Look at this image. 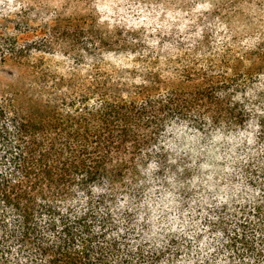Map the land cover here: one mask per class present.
Returning a JSON list of instances; mask_svg holds the SVG:
<instances>
[{
    "label": "trees",
    "instance_id": "16d2710c",
    "mask_svg": "<svg viewBox=\"0 0 264 264\" xmlns=\"http://www.w3.org/2000/svg\"><path fill=\"white\" fill-rule=\"evenodd\" d=\"M42 10L0 19V264H264V36L173 66Z\"/></svg>",
    "mask_w": 264,
    "mask_h": 264
},
{
    "label": "rangeland",
    "instance_id": "374dc122",
    "mask_svg": "<svg viewBox=\"0 0 264 264\" xmlns=\"http://www.w3.org/2000/svg\"><path fill=\"white\" fill-rule=\"evenodd\" d=\"M31 6L45 9L40 21L32 17L29 25L22 24L23 30L31 28L32 36L52 13L62 12L82 17L116 39L142 44L148 48L146 55L160 54L173 66L214 59L228 49L239 55L264 36V0H0V19ZM18 74L12 63L0 59V90L18 84Z\"/></svg>",
    "mask_w": 264,
    "mask_h": 264
}]
</instances>
